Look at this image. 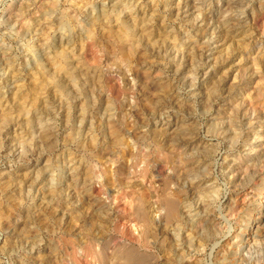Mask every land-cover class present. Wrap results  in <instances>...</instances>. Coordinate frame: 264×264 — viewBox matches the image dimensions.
<instances>
[{"label":"rangeland","instance_id":"1","mask_svg":"<svg viewBox=\"0 0 264 264\" xmlns=\"http://www.w3.org/2000/svg\"><path fill=\"white\" fill-rule=\"evenodd\" d=\"M261 153L264 0H0V264H264Z\"/></svg>","mask_w":264,"mask_h":264},{"label":"bare ground","instance_id":"2","mask_svg":"<svg viewBox=\"0 0 264 264\" xmlns=\"http://www.w3.org/2000/svg\"><path fill=\"white\" fill-rule=\"evenodd\" d=\"M181 6V5H180ZM140 21V20H139ZM145 22V19H143V20H141L140 21V24L142 25L143 24V28L142 29H144L145 27H144V25H146L147 23H144ZM233 27H235L234 25H232V26H230L229 28H228V31H232L233 30ZM241 27V26H240ZM151 28V27H150ZM149 28V29H150ZM235 28H237V26L235 27ZM241 29V28H240ZM234 30H236V29H234ZM145 31H147L146 30V28H145ZM227 31V30H226ZM149 31H147L146 33H148ZM232 33V32H231ZM150 34V33H149ZM125 36V35H124ZM132 36V35H131ZM236 37H238V38H235V40L237 39V40H240V41H245V35L243 34V32H241V33H239V32H236V35H235ZM129 36H127L126 38L127 39H129L128 38ZM122 39V38H121ZM132 39V38H131ZM125 40V39H124ZM71 40H66V44L69 46V43L68 42H70ZM129 41H131V40H129ZM129 41H127V42H122V44H124V45H126V46H130L131 45V43H133V42H129ZM72 46V45H71ZM121 47V46H120ZM131 47V46H130ZM135 47V46H134ZM66 48V47H65ZM127 48V47H126ZM130 49V48H129ZM128 50V49H127ZM124 53V52H123ZM131 54H132V52H131ZM130 56V55H129ZM124 57V56H123ZM131 57V56H130ZM125 58H127V57H125ZM256 140V139H255ZM258 147L260 146V144H258L257 145ZM256 151H258V149L256 150ZM259 152V151H258ZM259 155H261V157H264V153H261V154H259ZM264 159V158H263ZM262 161V160H261ZM264 161V160H263ZM262 163V162H261ZM193 166V165H192ZM168 206H169V210L171 211L170 213L171 214H173L174 216L177 214V212H178V207H176L177 205L174 203V202H169L168 203ZM200 219V220H199ZM198 220V222L199 223H201L202 221L203 222H207L206 224H210V223H212V222H214V220H212V219H210L209 217L208 218H198L197 219ZM196 220V221H197ZM263 224H264V218H263ZM130 257H133V255H130ZM136 258V257H135ZM130 259H132V258H130ZM137 259V258H136Z\"/></svg>","mask_w":264,"mask_h":264}]
</instances>
